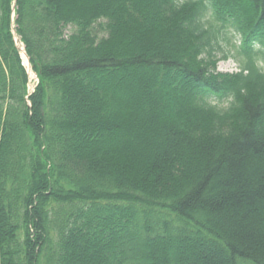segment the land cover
Here are the masks:
<instances>
[{"label":"trees","instance_id":"16d2710c","mask_svg":"<svg viewBox=\"0 0 264 264\" xmlns=\"http://www.w3.org/2000/svg\"><path fill=\"white\" fill-rule=\"evenodd\" d=\"M260 60L264 0H0V264H264Z\"/></svg>","mask_w":264,"mask_h":264},{"label":"rangeland","instance_id":"374dc122","mask_svg":"<svg viewBox=\"0 0 264 264\" xmlns=\"http://www.w3.org/2000/svg\"><path fill=\"white\" fill-rule=\"evenodd\" d=\"M96 28V27H95ZM98 37L101 38L105 35L104 32H97ZM231 38L232 43L238 47L240 44V39L239 37L234 36L233 34H229L228 35ZM221 47V51H217L216 52V56L219 59V61L217 62V71L220 73H226V74H235L239 71V63L231 58L229 56V58L227 59H222V55L223 54H229L231 52V54H234L232 52V49L227 46L226 44H224L223 42L220 44ZM259 66L264 70V63L262 60H260L259 62ZM36 77L35 75L31 72V74L29 75V88L30 91H32L34 89V86L36 84Z\"/></svg>","mask_w":264,"mask_h":264}]
</instances>
